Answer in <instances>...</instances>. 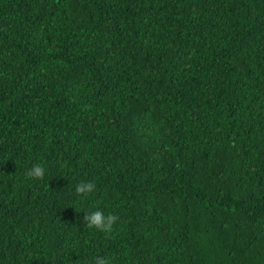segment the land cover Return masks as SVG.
<instances>
[{
    "label": "trees",
    "instance_id": "obj_1",
    "mask_svg": "<svg viewBox=\"0 0 264 264\" xmlns=\"http://www.w3.org/2000/svg\"><path fill=\"white\" fill-rule=\"evenodd\" d=\"M98 256L264 264V0H0V264Z\"/></svg>",
    "mask_w": 264,
    "mask_h": 264
},
{
    "label": "clouds",
    "instance_id": "obj_2",
    "mask_svg": "<svg viewBox=\"0 0 264 264\" xmlns=\"http://www.w3.org/2000/svg\"><path fill=\"white\" fill-rule=\"evenodd\" d=\"M45 169L41 165L31 166L25 173L26 178L32 180L43 179ZM96 190V185L92 182L81 181L75 186V194L77 196L87 197L90 193ZM119 221V216L116 214L109 213L105 215L102 211H92L85 213L83 217V223L87 225L89 229L101 232L103 234L110 235L113 232L114 226ZM94 264H110L109 260L98 256L95 258Z\"/></svg>",
    "mask_w": 264,
    "mask_h": 264
}]
</instances>
